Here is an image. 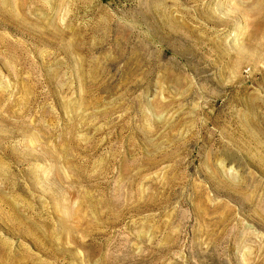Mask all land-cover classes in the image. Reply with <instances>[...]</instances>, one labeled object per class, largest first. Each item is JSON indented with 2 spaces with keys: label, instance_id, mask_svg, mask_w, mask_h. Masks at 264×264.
<instances>
[{
  "label": "rangeland",
  "instance_id": "374dc122",
  "mask_svg": "<svg viewBox=\"0 0 264 264\" xmlns=\"http://www.w3.org/2000/svg\"><path fill=\"white\" fill-rule=\"evenodd\" d=\"M0 264H264V0H0Z\"/></svg>",
  "mask_w": 264,
  "mask_h": 264
},
{
  "label": "bare ground",
  "instance_id": "6f19581e",
  "mask_svg": "<svg viewBox=\"0 0 264 264\" xmlns=\"http://www.w3.org/2000/svg\"><path fill=\"white\" fill-rule=\"evenodd\" d=\"M105 201H106V200H105ZM106 202H107V201H106ZM101 203H103V202H101ZM110 204H111V203H110ZM99 205H100V204H99ZM102 205H103V204H102ZM104 205H105V204H104ZM113 205H114V204H113ZM108 206H109V205H108ZM108 206H107V208H109ZM109 209H111V208H109ZM109 209H108V210H109ZM110 213H111V212H110ZM73 214H74V213H73ZM64 232H65V231H64ZM69 232H70V231H69ZM62 233H63V232H62ZM69 234H70V233H69ZM59 235L61 236V234H59Z\"/></svg>",
  "mask_w": 264,
  "mask_h": 264
}]
</instances>
